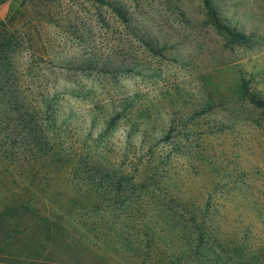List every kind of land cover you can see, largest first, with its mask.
Listing matches in <instances>:
<instances>
[{
	"label": "rangeland",
	"instance_id": "1",
	"mask_svg": "<svg viewBox=\"0 0 264 264\" xmlns=\"http://www.w3.org/2000/svg\"><path fill=\"white\" fill-rule=\"evenodd\" d=\"M0 103V264H264V0H0ZM154 158L213 196L191 250L89 179Z\"/></svg>",
	"mask_w": 264,
	"mask_h": 264
},
{
	"label": "trees",
	"instance_id": "2",
	"mask_svg": "<svg viewBox=\"0 0 264 264\" xmlns=\"http://www.w3.org/2000/svg\"><path fill=\"white\" fill-rule=\"evenodd\" d=\"M253 101L255 102V98H253ZM0 107L2 108H0L1 125L4 121H8L7 116L12 115L13 108L16 106L14 104L0 103ZM20 138L21 136L18 134L0 136V148H20ZM162 160L154 158L148 161L145 166L138 168L136 173L132 175L131 183L126 182L125 184L124 181L127 178L125 172L116 170L108 162H102V164L106 163L102 167L106 172L101 171V168L89 179L97 186L99 185L100 189L104 188L106 191H110L108 192L110 195L106 197L107 199L104 198L105 196L98 198L100 202L110 203L109 196L118 200L123 192L131 196L137 194L138 198L147 196L150 200L153 199L152 202L155 203L149 204L152 207L151 209L167 212L168 216L173 217L171 219L172 222H175L173 226L180 228L178 235H181L184 245L191 250L195 244L200 245L205 240L204 235L207 232V228L204 227V221L197 218L198 216L204 218V212L210 211L213 207V196L207 194V204L194 199L192 195H194L193 191L196 188H193L194 184L190 183V175L185 174V178L180 175H173L169 165ZM102 173L106 174V180H104ZM97 177L101 179V183L100 180L96 181ZM221 202L224 204L223 207H226L229 203L228 199H224ZM186 213L191 215L188 220L183 219ZM176 217H179V219L176 220Z\"/></svg>",
	"mask_w": 264,
	"mask_h": 264
}]
</instances>
